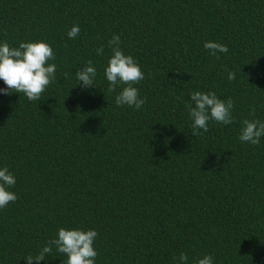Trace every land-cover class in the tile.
<instances>
[{
	"label": "trees",
	"instance_id": "obj_1",
	"mask_svg": "<svg viewBox=\"0 0 264 264\" xmlns=\"http://www.w3.org/2000/svg\"><path fill=\"white\" fill-rule=\"evenodd\" d=\"M113 35L144 73L139 110L115 104L125 85L107 90ZM5 41L47 43L56 79L39 101L0 94V169L17 195L0 209V264H27L60 228L98 233L95 264H264V137L239 140L243 120L264 122V0H0ZM194 91L231 98L234 122L192 136ZM66 260L53 247L40 264Z\"/></svg>",
	"mask_w": 264,
	"mask_h": 264
},
{
	"label": "clouds",
	"instance_id": "obj_2",
	"mask_svg": "<svg viewBox=\"0 0 264 264\" xmlns=\"http://www.w3.org/2000/svg\"><path fill=\"white\" fill-rule=\"evenodd\" d=\"M80 33L79 26H73L67 35L70 39L76 38ZM119 35H113L108 41L112 48L113 55L108 61L105 69V76L108 81V92L113 93L121 85H125L122 91L115 96V104L119 106L133 107L139 110L145 104L139 90L134 85L144 80V73L132 56H126L120 49ZM204 49L210 56L219 59L218 53L229 51L226 45L215 42H205ZM97 55H102L104 46L101 45L96 50ZM52 48L45 42H21L18 48H12L5 41L0 43V80L7 86V90L0 89V94L9 95L10 92L23 93L29 101H39L41 95L50 83L55 81L56 65L49 64L54 60ZM96 68L92 61L88 60L86 66L79 69L75 77L78 82H82L83 87H95ZM69 74L65 73L64 78L68 79ZM236 79L235 72H228V81ZM177 99H181L177 97ZM183 103V100L181 99ZM193 103L195 107H193ZM190 118L192 119V136H199L209 131V121H215L221 125H230L234 122L232 111L234 103L231 98L227 101L217 97L215 92L194 91L190 94V103L187 105ZM253 108L251 115H254ZM239 140L242 143L258 145L264 137V122L259 120L245 119L242 122ZM16 179L7 167L0 169V209H4L10 202L17 200V195L8 188L15 185ZM98 233L95 230H66L60 228L57 238L46 242L38 255L26 257L27 264H40L55 247L58 253L67 257L66 264H95L97 252L93 247ZM175 264H188L186 253H180L173 258ZM196 264H213L210 255L198 259Z\"/></svg>",
	"mask_w": 264,
	"mask_h": 264
}]
</instances>
